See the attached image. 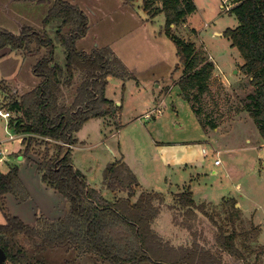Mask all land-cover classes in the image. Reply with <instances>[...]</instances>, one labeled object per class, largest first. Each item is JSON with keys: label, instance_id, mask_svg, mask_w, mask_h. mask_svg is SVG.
Wrapping results in <instances>:
<instances>
[{"label": "rangeland", "instance_id": "374dc122", "mask_svg": "<svg viewBox=\"0 0 264 264\" xmlns=\"http://www.w3.org/2000/svg\"><path fill=\"white\" fill-rule=\"evenodd\" d=\"M66 1L78 5L87 16L86 33L75 47L91 52L107 46L133 74L128 79L107 77L105 96L121 104L120 127L112 116L86 120L70 147L74 168L90 187L111 199L114 194L103 185L104 169L112 161L126 163L138 192L153 191L161 196L152 227L175 247L192 242V235L174 221L171 208L176 193L190 190L195 203L204 204L197 226L202 227L206 242L211 245L218 230L228 233L236 229V243L247 261L254 262L258 256L256 264H264V139L245 110L252 88L241 70L243 59L226 35L227 29L237 25L230 2L192 0L195 9L181 24L171 27L173 34L203 50L214 64L209 92L194 102L200 109L198 116L181 94L178 79L182 67L176 45L165 32L163 13L148 14L143 0ZM52 4L53 0H0V28L14 34L24 26L46 32L53 42L55 62L63 66L65 54L57 33L60 20L42 22ZM35 61L36 55H24L22 50L0 49V82L5 86L0 90V107L9 109L16 95L38 82L32 70ZM160 97L164 103L157 113L154 109ZM9 111L11 119L21 115ZM208 121L216 127H210ZM6 123L0 118V148L8 145L11 149L12 141H2L13 132L10 125L5 129ZM12 157L11 166L20 161L19 156ZM38 160L34 157L36 163ZM0 169H8L7 163ZM25 180L31 201L14 195L1 200L5 209L0 206V224L4 211L18 215L25 210L32 215L35 203L48 216L66 212L68 203L54 189L47 184V190L37 188L36 181L31 183L27 176ZM202 238L198 237L204 243ZM43 257L48 264H98L90 256L65 255L59 249L47 250ZM224 260L242 264L228 255Z\"/></svg>", "mask_w": 264, "mask_h": 264}, {"label": "trees", "instance_id": "16d2710c", "mask_svg": "<svg viewBox=\"0 0 264 264\" xmlns=\"http://www.w3.org/2000/svg\"><path fill=\"white\" fill-rule=\"evenodd\" d=\"M156 2L143 0L144 9L150 15L164 14L165 32L176 45L182 67L178 80L181 94L199 116L200 109L194 102L209 92L214 64L203 50L171 32V27L181 24L195 5L192 0H159L157 6ZM232 2L230 11L237 25L227 29L226 35L243 59L241 70L252 88L246 96L245 110L264 139V0ZM51 19L60 20L57 33L65 54L63 66L55 62L51 38L30 26H24L19 34L0 28V49L36 55L32 70L38 82L13 98L8 110L21 115L8 124L14 132L29 134L22 140L23 153L39 157L34 164L41 180L65 199L68 208L57 219L39 215L33 223L4 211L0 247L6 260L10 264H48L43 253L59 249L65 255L74 252L78 257L90 256L98 264H227L224 255L242 264H256L258 256L249 262L238 248L236 229L228 233L218 230L212 244L206 242L202 227L197 226L198 212L204 204H196L190 190L176 193L171 208L174 221L192 235V242L175 247L152 227L161 196L153 191L138 192L136 178L126 163L112 161L104 169L103 185L113 198H105L86 183L74 168L71 148L66 144H75L76 132L90 118L112 116L120 127L119 106L105 96L106 78L113 75L126 79L131 75L111 48L86 52L75 47L87 30V16L78 5L53 0L42 22ZM4 89L1 81L0 90ZM208 124L216 127L211 121ZM6 193L22 201L29 199L17 166L0 172V201ZM198 237H203L204 243Z\"/></svg>", "mask_w": 264, "mask_h": 264}, {"label": "crops", "instance_id": "0c3cea01", "mask_svg": "<svg viewBox=\"0 0 264 264\" xmlns=\"http://www.w3.org/2000/svg\"><path fill=\"white\" fill-rule=\"evenodd\" d=\"M7 49H9V48H7ZM130 75L132 76L133 74L130 72ZM110 76V75H109ZM130 76V77H131ZM108 77V76H107ZM128 79V78H127ZM179 80V79H178ZM106 81H108V78H106ZM106 85H107V83H106ZM158 85V84H157ZM105 89H106V87H105ZM160 96V95H159ZM106 98H108V97H106ZM109 99V98H108ZM158 99V101H157V103H158V105H157V107H155V111L157 112V113H160L161 112V108H159V107H161V105L164 103V100H163V98L162 97H160V98H157ZM157 99H155V100H157ZM111 100V99H110ZM113 101V100H112ZM114 102V101H113ZM117 106H119V112H120V106H121V104L120 103H115ZM10 119H11V116H10ZM9 119V120H10ZM119 120V119H118ZM9 125V124H8ZM5 129H8V126H6L5 125ZM11 131H13L12 129H11ZM22 135H24V137L22 136ZM27 135L28 134H24V133H17V132H12V134L11 133H9L8 134V139L7 138H5V139H2V141L4 140V141H12L11 143H10V145L12 146V148L10 149V147H8V145H5L4 146V149L3 148H0V165H4V162H6L7 163V165H8V169H4V170H1L0 169V172H2V173H6V172H8L9 170H10V168L11 167H13V166H17V168H18V176H19V178H20V180H21V182L23 183V185H24V187L26 188V190H27V192H28V194H29V199H28V202H30L31 201V199H32V196H31V193H30V189H29V185H28V183H27V181L25 180V177L27 176L28 178H30V181H31V183H32V179L33 180H35L36 181V186H37V188H41V189H43V190H47L48 189V187H47V185L41 180V175L36 171V169H35V161H34V157H36L35 155H33V154H29V155H25L24 153H23V148H24V146H23V143H22V140H23V138H25V137H27ZM76 139H78V134L76 133ZM1 141V140H0ZM14 142H17V143H14ZM73 145L74 144H72L71 145V147H73ZM12 156H15V158L17 157V156H19V159H20V161L18 162V163H16L15 165H13V166H11L10 165V163H9V161H12L14 158L12 157ZM24 168H26V169H24ZM26 170V171H25ZM24 171H25V173H24ZM29 174H31V176L29 175ZM55 191V190H54ZM56 192V191H55ZM12 194L11 193H6V194H4V196H3V200H5L6 201V198L9 196V197H12L11 196ZM58 196H59V198H62L61 196H60V194H58ZM5 208V207H4ZM41 206L39 205V204H37L36 205V203H35V205H34V207L32 208L33 209V211H32V215L31 214H29V213H26L25 212V210H23L22 212H21V214L19 213L18 215H16V216H18V217H20L24 222H26V223H33L34 221H35V219H36V216H39V215H44V216H46L47 218H50V219H57V218H59V217H61L64 213H62V214H60V215H58V216H48L47 214H45L42 210H41ZM6 212H9V211H6ZM11 214V213H10ZM13 215V214H12ZM2 223V222H1Z\"/></svg>", "mask_w": 264, "mask_h": 264}, {"label": "built area", "instance_id": "2783aa9c", "mask_svg": "<svg viewBox=\"0 0 264 264\" xmlns=\"http://www.w3.org/2000/svg\"><path fill=\"white\" fill-rule=\"evenodd\" d=\"M227 1L230 2L231 8H232V6L234 5V3L232 2V0H225V2H227ZM10 116H11V114H10V111L8 109L3 108V107H0V118L1 119H4L5 121H7L6 126H8V122H9ZM58 142L64 143L62 141H58ZM66 145H68L69 147H71V145H69V144H66ZM214 163L215 164H218L219 161L218 160H215Z\"/></svg>", "mask_w": 264, "mask_h": 264}, {"label": "water", "instance_id": "95a60500", "mask_svg": "<svg viewBox=\"0 0 264 264\" xmlns=\"http://www.w3.org/2000/svg\"><path fill=\"white\" fill-rule=\"evenodd\" d=\"M5 261H6V253L0 247V264H4Z\"/></svg>", "mask_w": 264, "mask_h": 264}]
</instances>
